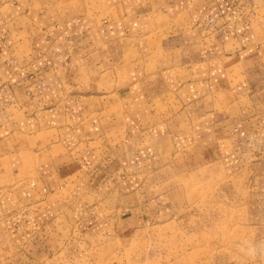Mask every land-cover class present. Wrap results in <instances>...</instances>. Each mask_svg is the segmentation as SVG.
Here are the masks:
<instances>
[{
    "label": "crops",
    "instance_id": "crops-1",
    "mask_svg": "<svg viewBox=\"0 0 264 264\" xmlns=\"http://www.w3.org/2000/svg\"><path fill=\"white\" fill-rule=\"evenodd\" d=\"M252 155L264 157V0H0V264H71L72 246L104 232L117 247L144 238L149 188L166 182L151 172ZM253 202L244 216L262 237L238 264H264Z\"/></svg>",
    "mask_w": 264,
    "mask_h": 264
},
{
    "label": "rangeland",
    "instance_id": "rangeland-1",
    "mask_svg": "<svg viewBox=\"0 0 264 264\" xmlns=\"http://www.w3.org/2000/svg\"><path fill=\"white\" fill-rule=\"evenodd\" d=\"M182 160L188 163L190 157L184 155ZM260 160L264 162V157L226 156L217 157L209 170L201 167V162L186 164L192 169L176 174L170 170L151 172L147 178L151 185L159 179L166 182L161 187L149 188L150 204L142 210L143 226L148 228V234L144 238L141 232L122 235L117 247L115 242H107L110 237L104 232L103 242H107L104 249L109 247L111 252L102 261L106 264H238L239 260H253L254 240L262 236L258 233L255 239L254 228L244 213L248 206L251 209L257 197L264 200V164ZM257 164L261 165V171ZM175 188L181 193H174ZM138 207L135 205V209ZM117 208L112 218L120 216L119 223L127 226L126 217L131 213L127 215L121 205ZM86 215L90 222L86 224V233H91L88 228L93 226V215L89 211ZM137 223L134 222V228H140ZM113 224V220L108 221L106 228H112ZM91 238L92 242L81 236L87 244L70 248L69 263L79 264L76 260L84 257L79 261L94 264L95 250L103 242L100 236Z\"/></svg>",
    "mask_w": 264,
    "mask_h": 264
}]
</instances>
